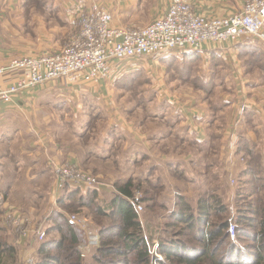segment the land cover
Here are the masks:
<instances>
[{
	"label": "crops",
	"instance_id": "obj_1",
	"mask_svg": "<svg viewBox=\"0 0 264 264\" xmlns=\"http://www.w3.org/2000/svg\"><path fill=\"white\" fill-rule=\"evenodd\" d=\"M46 1L50 8L53 6L62 11L69 25V33L57 51L66 45L70 36L79 28L74 12L80 3L87 6L91 3L101 4L111 14L112 26L130 29L145 27L152 21L162 18L168 8V0ZM20 2L21 0H0V65L11 59L37 56L45 52L27 54L29 52L20 49L22 40L17 37L19 21L16 18L10 21L6 20L11 15L18 17L19 8H21ZM244 2L245 0H192V5L195 11L202 16L218 18L239 13ZM2 14H7L5 19H3ZM10 26H13L11 30L8 28ZM4 32L13 38L5 37ZM213 53L219 56L215 57V60L220 59L227 64V86L231 87L227 92V122L219 123L218 126L215 122L217 120L200 124L196 121L199 114L196 111L186 114V119L193 116V121L187 123L182 121L183 113L185 114L183 110L178 111L180 117L177 120L179 121L170 125L169 121L171 120H169L167 123H163L169 124V126H163L159 131L152 130L158 128L151 123L128 121L127 124L123 123L112 128L113 144L110 142V138H107L104 147L108 155L102 157L94 154L93 149L87 147L88 144L85 146L86 158L84 157V159L77 150L79 147L77 142L70 143L53 136H48L47 140L45 133L39 129H44L46 135H49L48 132L52 130L50 129L52 125L60 123V117L56 113V109L60 108V98H66L63 100L64 103L76 104L72 107L67 104L69 113L76 111L84 114V110H81L80 97L95 102L102 95H107L105 93L108 91V87L112 86L113 74L110 78L100 80L97 83H80L78 84L80 88L77 89L74 87L76 85L48 82L35 87L33 90L20 93L10 103H4L0 100V130L7 128L16 130L18 127H26L31 129L33 134L30 139L25 136H18L14 142L9 138L0 141V155L3 154L5 159L9 158L8 160L3 159V162L0 160V169L4 170L3 172L0 171V174L11 176L0 190L6 201L2 206L0 205V212H10L14 218H27L31 232L36 228L44 230L49 212L53 208L49 212L47 211L52 206H56V201L62 193V188L56 180L55 168L64 162L77 164V166L84 165V168L97 175L99 184L89 189L96 190L98 199L102 203H109L115 198V183L124 184L129 180H132L134 184L142 180L143 184L150 185L147 186V189L155 188V185H151V183H157L158 188L154 195V203L159 208L167 210L169 214L175 211L178 197H182L188 202L191 200L197 202L203 186L206 189L209 188V186L204 185L202 179L216 176V168L214 169L213 165L217 164L218 161H222L225 165L227 157L229 156V159L232 160V156H236V154L240 155L242 159H246V154L239 148L241 143L253 145L256 141H262L264 144L263 45L254 38L242 36L235 43L228 42L222 45L206 43L198 50L184 52V54H197L202 57V66L205 71L212 62V58L209 57ZM11 81L12 76H3L0 78V88L5 89ZM59 87H65V89L62 90ZM64 91L67 95L63 94ZM74 107L76 108L74 109ZM238 108L239 111H237ZM178 112L175 111V114ZM235 113L240 118L238 123L236 120L232 121ZM77 116L79 115L77 114ZM19 118L25 119L26 122L19 124L17 121ZM9 120L13 121L9 122ZM34 129L36 131H33ZM183 129L185 135L181 133ZM28 133L27 131L26 134ZM52 137L55 139L53 140ZM11 144L14 145L13 150L9 149ZM190 145L202 147L200 150L196 149V153L201 154L192 156L188 147ZM226 146L227 150L224 149ZM230 152L233 154H229ZM210 158H215V164H210ZM184 169H192L196 171L194 173L198 178H202L197 180L198 183H202L201 186H195L199 190L198 197L193 198L195 187L189 193L185 190L189 187L172 184L175 183L172 177L177 173H183ZM223 170L227 172V167H224ZM146 179L148 181H145ZM45 180L48 189L42 187ZM205 181L208 182L209 180ZM69 190H73V188ZM41 193L44 195L41 196ZM202 193L204 195L209 191L203 190ZM160 196L167 200L171 199L169 208L168 205L159 200ZM41 197L43 200L40 203ZM152 203L149 205L150 207ZM81 216L86 221L88 228L97 231L96 228L92 227V221L83 215ZM4 220L5 222L8 221V219ZM1 225L3 224L1 223ZM6 231L8 229L0 228V234L4 238L7 235ZM8 238L11 240L10 236ZM28 238L29 241H25L24 244L21 240L19 243L17 241L13 244L14 238L10 242L20 249L17 252L23 262L28 257L30 260L36 255L37 243L33 237ZM33 242L35 243L33 244ZM79 249L85 255L89 253L90 256L91 252H86L85 245H80Z\"/></svg>",
	"mask_w": 264,
	"mask_h": 264
},
{
	"label": "rangeland",
	"instance_id": "obj_2",
	"mask_svg": "<svg viewBox=\"0 0 264 264\" xmlns=\"http://www.w3.org/2000/svg\"><path fill=\"white\" fill-rule=\"evenodd\" d=\"M46 3V0H21V8H19L18 17L11 15V17L9 16L6 19L10 21L16 18L19 21L17 37L22 40L20 49L24 50V52H29L27 54L43 51H45L44 53L56 52L69 33V25L62 11L53 6L50 8L48 3ZM6 15L7 14H2L3 19L6 18ZM8 28L11 30L13 26ZM3 35L13 38V36L5 32ZM215 57L219 56L214 53L210 55L209 58H212V62L209 64L210 66L207 68V71L203 69L202 57L197 54H184V52L168 54L164 57L157 56L150 59L141 57L126 60L122 62L118 70L113 73L111 79L112 86L108 87V91L105 93L107 95H102L98 100H95V102L80 97L81 110H84V114L77 113L76 111L75 113H69L68 108L76 106V104L72 105L71 102L64 103L63 100L66 98H60V108L56 109V113L60 117V123H54L52 125L50 128L52 130L48 132L49 135H46L44 129L39 130L45 133L47 140L48 136H53L70 143L77 142L79 146L77 150L84 158L86 156L85 146L88 144L89 146L87 147L93 149L94 154H97V156L102 157L108 155L107 152H105L104 143L107 141V138H110V142L113 144L112 128L120 126L123 123L127 124L128 121L151 123L158 128H153L152 130L159 131L161 127L169 126V124L163 123H167V121L171 120L169 121L171 125L173 122L179 121L177 120L180 117L178 111L183 110L185 114L183 113L184 117L182 121L184 122L190 123L193 121V116L186 119L187 113L198 111L199 114L196 117L197 120L195 119L196 121L200 124H206L217 120L215 122L218 126L219 123L222 124L223 122H227V92H229L228 90H230L231 87L227 86V64L220 59L215 60ZM65 87H59V89L64 90ZM74 87L76 89L80 88L79 85ZM63 94L67 95L65 91ZM67 104H69V107H67ZM75 108L76 107H74V109ZM174 110L178 112V114H175ZM237 111H239V108ZM76 113L79 116H77ZM239 119L236 113L232 117V121L236 120V123H238ZM11 121L13 120H9V122ZM17 121L19 124L26 122L23 118H19ZM238 127L240 126L238 125ZM27 131L29 132L28 134H26ZM33 131L36 130L34 129ZM181 133L185 135V130L183 129ZM18 136L29 137L30 139L31 136H33L32 130L26 127H18L16 130L8 128L0 130V141L9 138L14 142ZM53 137L52 139L54 140L55 138ZM188 147L192 156L201 154L196 153V149L200 150L202 147L199 148L191 145ZM9 149L13 150L14 145L11 144ZM224 149L227 150V146L224 147ZM241 149L246 154V159H242L240 155L236 154V156L233 155L232 160H230L228 156L227 163L224 165L223 162L218 161V159L217 164H215V158H210V164H215L213 166L214 169L216 168V176L213 178H198L194 173L196 171L192 169H184L183 173H177L172 177L175 182L172 184L189 187V189H185L189 193L195 186H201L202 183H198V179L204 180V185L209 186L208 189L203 186L199 193L201 197L206 195L212 196L209 197V202L214 208L211 210L210 219L208 220L207 226H204V228L210 231L213 226L219 225L222 222L229 225L227 235L225 234V230V235L221 238L223 244H221L217 254L218 257H223L225 260L226 256L227 260H229L231 256L229 254L234 250L243 255L253 250L254 246L250 239L254 236L256 230L254 227H245L244 224H240L239 221L242 219L241 217L254 219V225L257 221H264V144L262 141H256L255 144L251 145L248 143L242 146ZM229 154L233 153L230 152ZM3 159L8 160L9 158L5 159L3 154H1V162L4 161ZM78 166L83 172L97 176L87 168H84V165ZM224 167H227V172H224ZM108 168H111V166H108ZM0 171L3 172L4 170L0 169ZM55 172L57 175L56 180L59 182L56 169ZM223 173L225 174L223 175ZM10 177L11 176L8 174H0V190L6 185V181ZM205 180L209 181L207 182ZM211 180H213V182H211ZM145 181L148 180L146 179ZM136 185L137 187L133 189V198H139L143 206V213H141L140 217L137 216V218L138 221L142 223L141 227L148 242L153 244V246L151 245L152 248L155 249L156 244L159 242L167 244L172 242L184 244V242H186L189 249L197 248L199 245L193 243L187 236L188 229H185L183 224L181 225L176 222L174 218L171 219L167 210H161L160 208L155 210L153 207L149 206V203H147V201H149L148 197H152L153 194H145L144 190L148 191L147 186L150 185L143 184L142 180L138 181ZM151 185H155V195L158 185L157 183H151ZM42 187L48 189L46 180L45 183H42ZM86 188L87 187H82L83 191L87 190ZM203 190H207L211 194L203 195ZM46 191L48 192V190ZM193 192H195L193 198L199 196V190L196 187L195 190L193 189ZM70 194L68 195V193L65 192L63 194L61 193V196H59V199L56 201V206H52L48 209L47 212L53 208L49 212V215L54 216L55 212H62L64 214L72 212L74 214L83 215L92 221V227L97 229L93 215L90 213L91 211L86 208L81 209V207L78 206L80 194L85 195L84 198H86V201L92 198L88 199V195L85 192H80L66 200L65 198L67 195L70 196ZM115 194L117 195V193ZM42 195H44V193H41V196ZM201 197H199V199ZM42 200L43 198L41 197L40 203ZM159 200L163 202V204L168 205V208L171 206V199L167 200L160 196ZM94 201L103 207L108 205V203H102L98 199L97 192ZM5 202V197L0 193V205L2 206ZM189 203L193 207L197 204L194 200H191ZM64 205L68 206V208L65 209ZM218 209H223L224 211H218ZM194 214L196 215L195 212ZM17 218H21L25 223H29L27 218ZM4 219H8V221L5 222ZM12 219H16L12 213L6 211L0 212V228L8 229L5 238L0 234L1 239L10 244L14 238V241H16H13V244L17 241V243H19L20 240L23 242L22 244H24L26 241L25 237L21 236L20 238L21 233L19 234L17 230L10 226ZM103 221H107L104 225L109 223L108 219H104ZM1 223L3 225H1ZM51 225V221L48 222L47 218L45 229ZM235 226L239 229H237L238 233L237 231L234 233ZM24 228L29 229V226H24ZM88 229L93 231L92 228ZM245 233H247L248 237H246ZM9 236L11 240L8 238ZM56 236L57 234H50L51 238H56ZM239 237L241 239H238ZM34 243L35 242H33V244ZM38 244L36 246H38ZM16 250L20 251L18 247ZM153 254L155 255H153L154 260H163V258H160L155 252ZM251 254H253V252ZM88 256L85 258V264H91V258ZM28 259L25 260L26 264H34L36 255L30 260ZM251 259L252 256L247 258V260ZM167 264L179 263L169 260Z\"/></svg>",
	"mask_w": 264,
	"mask_h": 264
},
{
	"label": "built area",
	"instance_id": "obj_3",
	"mask_svg": "<svg viewBox=\"0 0 264 264\" xmlns=\"http://www.w3.org/2000/svg\"><path fill=\"white\" fill-rule=\"evenodd\" d=\"M74 15L79 28L59 51L23 56L0 65V78L12 76L11 83L5 89L0 88L2 102L10 103L20 93L48 82L97 83L110 78L126 60L194 51L206 43H235L242 36H248L264 47V0H245L239 13L218 18L197 13L192 0H168L165 15L139 29L112 26L111 14L99 3L89 6L80 3ZM55 169L61 187L83 190L82 187L93 188L99 184L97 176L83 172L75 164L64 162ZM129 202L140 217L143 206L139 198ZM69 222L84 230L86 252L99 246L97 231L89 230L81 215H70ZM28 224L16 218L10 226L19 230L20 238L23 236L26 241L28 237H33L36 243L42 241L44 232L40 229L31 232L24 228ZM88 254L81 252V257Z\"/></svg>",
	"mask_w": 264,
	"mask_h": 264
},
{
	"label": "trees",
	"instance_id": "obj_4",
	"mask_svg": "<svg viewBox=\"0 0 264 264\" xmlns=\"http://www.w3.org/2000/svg\"><path fill=\"white\" fill-rule=\"evenodd\" d=\"M244 145V143L239 145L240 150ZM135 187L137 185L132 180L124 184L115 183L114 189L117 195L104 207L94 201L96 190H69L67 187H61L62 194L64 192L68 195L71 193L70 196L67 195L66 200L80 192H85L88 199L92 198L86 201L84 194H80L78 198V206L81 209H89L97 225L99 246L90 253L91 264H167L169 260L179 264H264V221H257L254 225L255 220L246 217H241L239 223L244 224L245 227H254L256 230L250 239L254 246L253 254L250 252L243 255L234 250L230 252L229 260H227V256L226 260L217 256L219 248L223 244L221 238L225 234L227 235L229 225L222 222L213 226L210 231L204 228L210 219L211 210L214 209L209 202V197L212 196L206 194L204 197L200 196L195 207L191 206L184 198L178 197L176 201L178 210L175 209L170 214L171 219L174 218L176 222L183 224L185 229H188L187 236L199 246L189 249L186 242L184 244L159 242L155 249L152 248L153 244L148 242L141 227L142 223L138 221L129 202V199L133 198ZM144 193L153 194L152 197H148L147 203L150 205L153 202L151 207L158 210L159 207L154 203V188L148 189V191L144 190ZM64 208L67 209L68 206L64 205ZM218 211L224 210L218 209ZM70 213L55 212L54 216L49 215L48 222L51 221L52 225L44 231L42 230L44 237H47L43 238L40 243L38 242L39 244L37 243L34 264H85V258L81 257L79 246L86 243V235L81 227L69 222V216L74 214ZM104 219L109 220L107 225H104L107 223V221H103ZM237 229L235 226L234 233L236 231L238 233L239 229ZM17 232L20 234L19 230ZM52 233L57 234L56 238L50 237ZM245 234L248 237L247 233ZM153 249L156 255L163 258L162 261L154 260ZM16 251L13 244L6 243L0 236V264H26L21 261L22 259ZM251 256L252 259L247 260Z\"/></svg>",
	"mask_w": 264,
	"mask_h": 264
}]
</instances>
